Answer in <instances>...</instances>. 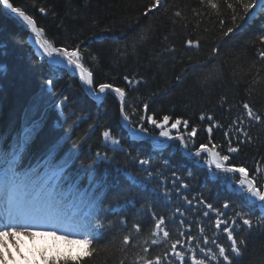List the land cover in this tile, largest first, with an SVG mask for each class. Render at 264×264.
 <instances>
[{
  "label": "trees",
  "instance_id": "16d2710c",
  "mask_svg": "<svg viewBox=\"0 0 264 264\" xmlns=\"http://www.w3.org/2000/svg\"><path fill=\"white\" fill-rule=\"evenodd\" d=\"M11 2L32 15L38 26L45 29L46 38L53 40L56 46L72 45L83 40V47L98 58L93 62L85 54V64L93 71L95 84L110 82L125 87L129 104L142 108V103L147 100L151 112L159 116L168 114L173 118H185L191 125L198 126L196 146L208 142V121L199 120L201 113L212 115L221 125L214 128L212 135L213 142L222 148L226 144L224 132L237 116L243 115V102H248L256 111L264 113V62L258 59L257 49L260 45L256 41L257 35L264 32V11L259 8L253 10L255 15L251 20L245 17L244 21H238L241 27L221 39L222 30L217 15L202 7L200 0H167V12L155 11L147 16L143 12L149 0H87V5L85 0H35V7L33 0ZM40 6L49 10L48 15L38 11ZM193 9L202 15L196 16ZM176 11H180L184 19L176 17ZM220 13V18L226 21V30L231 26V10L223 5V0ZM197 23L199 28L196 27ZM149 25L151 29H148ZM142 30L146 35L142 46L134 54L131 48L125 52V42ZM27 36V30L0 5V137H3L4 150L10 151L17 134L25 127H30L34 120L42 121V128L23 158L22 170L31 166L37 169L39 164L45 168L43 154L57 140L60 143L58 160L66 153H73L68 169L73 179L64 182L61 191L65 195L63 204L71 203L70 198L74 199L77 220L80 201L77 190L71 185L75 183L76 173L87 169L97 151L107 152L112 158L100 164L96 173L98 179L107 177L105 187L96 193L100 205L98 214L105 219L106 224L109 220L118 221L121 216L127 219L129 228L133 221H139L143 236L147 235L152 221L150 216L141 214L142 205L145 208L153 205L154 210L166 218L173 216L176 207H181L182 211L189 208L182 196H177L175 192L171 202L154 193L152 189L157 186L156 180L144 181L146 191L131 187L124 172L136 175L140 166L138 163L132 164L120 149L113 151L110 143L105 146L102 133L106 129L120 138L123 147L132 155L150 158V170L154 174L163 173L170 178L171 172L176 171L184 176L190 188L183 195L202 197L217 207L222 206L225 200L237 206L243 203V197L234 192L233 187L231 190L228 188L230 179L212 177L206 166L180 151L178 141L171 140L162 147L154 148L147 139H130L121 120L118 98L109 93L102 103L91 99L69 70L52 66L45 59L38 58ZM164 36H168L167 42L163 41ZM188 38L201 40L198 52L186 47ZM215 44L220 45V53L214 63L222 70L223 76L221 79L206 81L208 69L203 66V62ZM168 45L174 46L175 51L164 53L157 59L158 54ZM125 75L137 79L143 77V80L132 90L123 79ZM177 76L182 77L181 83H177ZM49 78L55 83L54 94L48 92L45 84ZM153 93L158 95L154 96ZM63 96L69 100L61 116L55 105ZM221 97H224L223 101ZM139 114L133 118L134 122H138ZM77 116L81 118L78 126H73L69 131V125ZM90 124L91 129L88 127ZM145 126L149 128L153 139H165L159 136L158 129L151 125ZM245 127L252 138L251 142L242 145L238 153L230 154V162L237 166L245 165L251 170L255 162L264 157V124L253 122L249 125L245 120ZM85 134L86 138L80 146L73 148V144ZM164 160L169 162L166 168L163 167ZM188 172H191V177H188ZM86 184L85 177L80 181L79 190L82 191ZM167 186L172 187L170 183ZM133 200L134 207L129 203ZM83 208L86 213L88 209ZM227 211L231 215V209ZM186 215V223H192V234L197 233L195 221L200 220L209 236L216 234L218 242L227 243L226 234L222 230L215 233L214 213H210L207 218L203 217L202 212L188 211ZM179 219L177 214L175 221L168 222V228L175 230ZM124 232L118 224H114L112 229L102 233L95 242L97 253L91 259L86 257L82 264H119L124 255L119 251ZM240 234L246 237L247 247L238 264H264V231L255 230L251 235L247 232ZM163 247L161 245L156 248L155 252L161 251ZM137 251L130 249L127 252L125 264H132ZM55 255L58 254L54 251L48 254L49 257Z\"/></svg>",
  "mask_w": 264,
  "mask_h": 264
},
{
  "label": "snow or ice",
  "instance_id": "6c2138e0",
  "mask_svg": "<svg viewBox=\"0 0 264 264\" xmlns=\"http://www.w3.org/2000/svg\"><path fill=\"white\" fill-rule=\"evenodd\" d=\"M166 2L167 0H149L143 15L147 16L155 11L167 12ZM0 5L3 6L4 10H10L11 13L15 14L23 25L30 30L29 38L33 40L35 45H38L37 55L41 60L47 58L51 64L67 67L73 75L78 74L82 85L86 86L93 98L101 103L107 94L113 93L119 100L120 115L132 129L134 138L139 139L140 134L151 135L149 128L145 126L151 125L152 128L159 130L160 137L169 141H178L186 155L196 158L197 163L206 166L212 177L230 179L235 186L233 191L243 197V203L238 206L233 205L230 200H225L222 206L217 207L202 197L192 196L190 198L188 195H183V192L190 188V184L186 182L184 176L176 171L171 172L170 178L163 173L154 174V171L150 170L152 167L150 158L132 155L128 149L123 147L121 139L113 135L111 130L106 129L102 133L105 146L110 143L113 146V151L120 149L132 164L138 163L140 166L136 175L127 171L124 172L131 187L146 191L147 185L144 181L156 180L157 186L152 189L154 193L171 202L173 192H175L177 196H182L189 208L182 211L181 207H176L173 216L166 218L164 214H158L153 205H147L146 208L142 205L141 214L150 216L152 221L147 235L143 236L141 235L142 224L139 221H133L129 228L127 219L121 216L118 221L109 220L106 224L105 219L98 214L100 205L97 203L99 197L96 193L105 187L107 177L103 176L98 179L96 173L100 164L110 161L112 158L107 152L97 151L87 169L82 173H76L75 183L71 185L78 192L80 204L86 207L88 211L79 220L71 219L63 211L61 190L64 182L73 179L72 174L68 172L73 153H66L58 160L60 143L57 140L49 145L43 154L42 161L45 167L43 174H39L35 166L18 170L21 168L23 158L36 134L42 128V121L34 120L30 127H25L21 133L17 134L10 146V151L4 150L3 137H0V264H19L17 257L28 262L29 257L21 251L22 238L27 237L35 240L37 236L63 240L69 245H80L83 247V252H78L76 256L55 255L51 257L41 252L39 261H33L32 264H82L86 257L89 259L94 257L97 253L95 244L97 238L105 231L112 229L114 224H118L120 228L125 230L119 249L124 255L119 264H125L127 252L130 249H138L132 264H238L247 247L246 237L240 233L247 232L251 235L255 230L264 231V157L257 160L254 168L250 170L245 165L232 164L230 154L238 153L242 145L251 142L252 138L245 127V120L248 121L249 125L253 122L264 124V113L256 111L248 102H243V115L237 116L228 126V130L224 132L226 144L223 148L213 142L212 135L214 128H219L221 125L214 120L212 115L201 113L199 120L208 121L206 127L208 142L196 146L195 138L198 135V126L191 125L188 119L173 118L168 114L159 116L150 111V103L147 100L142 103V108L129 104L126 99L125 87H118L110 82L95 84L93 71L85 64V54L87 53L93 62H96L98 58L88 48L83 47V40L72 45L56 46L53 40L46 38L45 29L38 26L34 17L28 14L24 8L15 6L11 0H0ZM85 5H87V0H85ZM200 5L217 15L222 30L221 39L241 27L238 21H244L245 17L251 20L255 15L254 9L259 8L264 11V0H223V5L231 10V26L225 30L226 21L220 18L221 0H200ZM35 6V0H33V7ZM38 11L44 15H48L49 12L44 6H40ZM193 12L198 17L202 15L196 9H193ZM52 14L55 15V13ZM174 15L184 19L180 11H176ZM184 26L187 27L186 24ZM196 27L199 28V23ZM148 29H151V25L148 26ZM204 31L207 32L208 29L205 28ZM145 40V31L142 30L125 42V52L131 48L134 54ZM163 41L167 42L168 36H164ZM256 41L260 45L257 49L258 59L264 62V32L257 35ZM185 43L189 50L195 49L198 52L201 48L199 38H188ZM174 51V46L168 45L163 48L162 53L158 54L157 59L164 53L171 54ZM219 53L220 45L215 44L211 48L207 60L203 62V66L208 69L206 81L221 79L223 76L222 70L214 63L218 59ZM123 79L129 88L135 90L136 85L142 82L143 77L137 79L135 76L130 78L125 75ZM176 81L181 83L182 77L177 76ZM45 84L48 92L54 94V80L49 78ZM153 95H158V93H153ZM68 100L67 96H63L55 105L61 116L64 115ZM221 100L223 101L224 97H221ZM138 112L140 113L138 122H134L133 118ZM80 119L77 116L69 125L68 130L71 131L73 126H78ZM88 127L91 129L92 125L90 124ZM173 130H175V135H173ZM86 135L78 139L73 144V148H78L85 140ZM190 144L192 145L191 148L189 147ZM168 164L167 160L163 161V167H168ZM191 175V172H188V177ZM85 177L87 184L81 191L79 190L80 181L84 180ZM168 183L171 184V188L167 186ZM129 203L133 207L135 206L134 200ZM229 209H231V215L228 214L227 210ZM188 211L202 212L205 218L209 217L210 213H214L215 233H220L222 230L226 234L227 243L218 242L219 237L216 234L209 236L206 228L201 226L202 221L200 220L195 221L198 231L195 235L192 234V223H186ZM93 213L96 214L93 215ZM177 214L180 217L178 226L175 230L169 229L168 222L175 221ZM69 229H73V231H69ZM174 234L175 239H173ZM161 245H164L163 249L155 252V249L160 248ZM13 249H15V253Z\"/></svg>",
  "mask_w": 264,
  "mask_h": 264
},
{
  "label": "rangeland",
  "instance_id": "374dc122",
  "mask_svg": "<svg viewBox=\"0 0 264 264\" xmlns=\"http://www.w3.org/2000/svg\"><path fill=\"white\" fill-rule=\"evenodd\" d=\"M59 234V233H58ZM48 239L50 240L48 243ZM52 247V249L58 253V254H66L74 256L76 254L82 252V246L72 244V245H61L58 240H54L52 237H42L37 236L35 240H32L28 246H24L23 243H21V251L24 253L25 256L29 257V261H32L37 256V250L38 245H46ZM13 252L15 253V249H13ZM17 260L19 264H26L24 260H20L19 257H17Z\"/></svg>",
  "mask_w": 264,
  "mask_h": 264
},
{
  "label": "bare ground",
  "instance_id": "6f19581e",
  "mask_svg": "<svg viewBox=\"0 0 264 264\" xmlns=\"http://www.w3.org/2000/svg\"><path fill=\"white\" fill-rule=\"evenodd\" d=\"M29 37H30V35H29ZM29 42L31 43V45H32V47L37 51V49H38V45H35L34 43H33V40L32 39H30L29 38ZM85 87V89L87 90V88H86V86H84ZM22 243L24 244V245H28V243L31 241V239H28L27 237H24V238H22Z\"/></svg>",
  "mask_w": 264,
  "mask_h": 264
},
{
  "label": "water",
  "instance_id": "95a60500",
  "mask_svg": "<svg viewBox=\"0 0 264 264\" xmlns=\"http://www.w3.org/2000/svg\"><path fill=\"white\" fill-rule=\"evenodd\" d=\"M2 6V5H1ZM3 7V6H2ZM9 14L15 16V14L11 13L10 10H6ZM16 17V16H15Z\"/></svg>",
  "mask_w": 264,
  "mask_h": 264
}]
</instances>
